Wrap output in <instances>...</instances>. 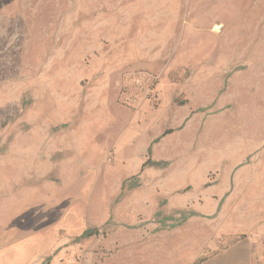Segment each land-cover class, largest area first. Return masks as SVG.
Wrapping results in <instances>:
<instances>
[{
	"label": "rangeland",
	"instance_id": "obj_1",
	"mask_svg": "<svg viewBox=\"0 0 264 264\" xmlns=\"http://www.w3.org/2000/svg\"><path fill=\"white\" fill-rule=\"evenodd\" d=\"M238 213L264 218V0H0V264H189L187 226L199 264Z\"/></svg>",
	"mask_w": 264,
	"mask_h": 264
},
{
	"label": "crops",
	"instance_id": "obj_2",
	"mask_svg": "<svg viewBox=\"0 0 264 264\" xmlns=\"http://www.w3.org/2000/svg\"><path fill=\"white\" fill-rule=\"evenodd\" d=\"M214 192V195L218 198L216 200H209V204H200L197 201L186 202L185 200L186 209L191 210L189 216L192 218H199L215 213L217 208L221 206L222 197H220L217 189ZM244 216L245 215L241 213L234 215L233 233L237 235V240L228 247L218 251V253L204 259L199 264H264V218L252 219L253 222L250 223L248 219L243 218ZM187 240V250L184 246L182 247L180 244L177 245L176 242H172L167 245V252L170 253L172 257H176L178 252L182 251L183 248L185 253L188 254L189 264H195V260L197 259L196 256L199 254L197 251L199 242L192 236L188 226ZM160 249L161 248L158 247L155 249L156 258L161 253ZM176 264L186 263L184 261Z\"/></svg>",
	"mask_w": 264,
	"mask_h": 264
},
{
	"label": "trees",
	"instance_id": "obj_3",
	"mask_svg": "<svg viewBox=\"0 0 264 264\" xmlns=\"http://www.w3.org/2000/svg\"><path fill=\"white\" fill-rule=\"evenodd\" d=\"M167 132H164L162 136H164ZM158 139H155L151 142V145L155 142H157ZM150 149V148H149ZM166 165V163H158V162H153L151 161L149 158L141 165V169L140 170H143L144 168L146 167H154V168H162ZM131 181L133 179H130ZM129 180V181H130ZM137 186V183L133 182L129 188H135ZM122 188H123V185H122ZM98 234V230L97 229H87V230H84L80 236H78L76 238V240H80V239H85V238H89V237H92L94 235H97Z\"/></svg>",
	"mask_w": 264,
	"mask_h": 264
}]
</instances>
